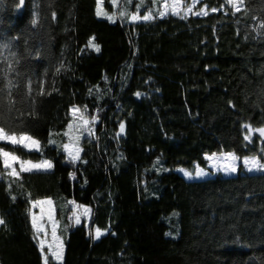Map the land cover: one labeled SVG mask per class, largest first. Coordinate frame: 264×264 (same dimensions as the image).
Listing matches in <instances>:
<instances>
[{"label": "trees", "instance_id": "trees-1", "mask_svg": "<svg viewBox=\"0 0 264 264\" xmlns=\"http://www.w3.org/2000/svg\"><path fill=\"white\" fill-rule=\"evenodd\" d=\"M161 1L117 0L113 22L96 0H0V127L42 150L0 146L53 165L13 181L0 163V264H44L30 214L40 198L65 221L68 201L91 209L49 264H264V169L178 171L220 152L264 163V137L249 142L244 127L264 128V0L129 21ZM73 107L95 122L70 162L54 144Z\"/></svg>", "mask_w": 264, "mask_h": 264}, {"label": "snow or ice", "instance_id": "snow-or-ice-1", "mask_svg": "<svg viewBox=\"0 0 264 264\" xmlns=\"http://www.w3.org/2000/svg\"><path fill=\"white\" fill-rule=\"evenodd\" d=\"M102 2L103 0H97V15H105L107 19L114 21V15H108L107 13L103 12V8H102ZM112 2L115 4L116 0H112ZM24 3V0H20V4L22 5ZM227 4L231 6L232 9H234L235 12H240L241 8L243 7V2L242 0H227ZM195 5L193 4V7ZM170 6L166 3L164 5L165 9H168ZM180 7V5L178 3H174L171 5L172 8V14H178V12L176 11V9H178ZM187 7V6H185ZM187 10L189 12H191L192 8L188 7ZM213 12L217 11V9L213 8L212 9ZM166 13L162 12L159 13L160 16L165 15ZM197 15L201 14V13H196ZM204 15H207L206 11H203ZM120 15L123 17L125 15V12H121ZM153 18V14L149 13L148 15H144L142 17V19L144 21H148L151 20ZM141 19L140 16L138 15H131V20L132 21H137ZM33 23L35 24L36 21L34 20ZM261 28H264V23H261L260 25ZM88 46L92 49H94L96 52H99V46L96 45L94 43V38L90 39L88 41ZM9 84H11V81H9ZM139 95V94H137ZM73 117H74V124L70 125L69 128L70 130L75 127L76 129H81L84 128L86 126H88L90 123H94L95 120L93 118L92 121H90L89 119H87L84 115L83 112H81L80 109L78 108H74L73 110ZM79 114V115H77ZM244 127L246 129H248V134L245 136V139L248 140L249 142H251V134L253 132H258L260 137H264V128H259V129H252V127L250 125H244ZM89 134H91V129H88ZM120 131L121 133L124 131V125L121 124L120 125ZM76 141H79V136L76 137ZM0 142H6V143H10L13 145L19 144L22 147L28 149L29 151H40L41 150V146L38 140L34 139L32 136H29L27 134H20V135H16V134H10L7 133L5 131V129L3 127H0ZM64 150L67 152L69 158H70V162H75L76 160L79 159V152L80 149L78 147H76L75 151H73L72 147L68 144L64 145ZM209 160H216V161H223L224 165H223V170L225 172H236V164L235 161L237 159H239L238 157H236L234 154H226V155H222V156H215V154H213V156H209L208 157ZM0 163H2L3 168L6 170L5 171V175H7L8 177L12 178L13 181H15L16 179H18L20 177L21 173H25V172H32L33 170H43V171H48L50 170L53 165L50 161L48 160H44L41 161L40 163H33L30 160H21L20 157H18L17 155H15L13 152L4 150L2 148H0ZM19 164V170H17V168L15 167L16 164ZM244 166L249 170L252 171L253 168H258V169H264V163H261L259 159L252 157V158H245L244 159ZM219 170V169H218ZM184 171V170H181ZM184 175L186 177H188L189 179H192V174L184 171ZM196 177H202L207 175V173H205L202 169H197L196 171ZM44 203H48L51 204L52 202L50 200L48 201H37L33 204V207L36 206V204H44ZM41 212L43 213V209H41ZM84 213L88 214L89 213V209L85 208L84 209ZM42 219V216H41ZM51 212H49V220H51ZM76 223L79 224L80 223V218L79 216L76 217ZM0 226H6V222L3 218H0ZM32 226L33 228L36 230V233L39 237V233L41 232H45V228L42 225H39L37 223V217L35 215L32 216ZM56 228L57 225L55 222L52 223V242L47 244V249L48 252L44 253V249H45V239L40 238L39 239V247L42 253H44L43 255V259H44V264H49V256H51V258L55 261H61L62 259V249L63 246L59 241V238L57 236V232H56ZM103 233L101 232L100 229L96 230V238L98 239Z\"/></svg>", "mask_w": 264, "mask_h": 264}, {"label": "rangeland", "instance_id": "rangeland-1", "mask_svg": "<svg viewBox=\"0 0 264 264\" xmlns=\"http://www.w3.org/2000/svg\"><path fill=\"white\" fill-rule=\"evenodd\" d=\"M225 1L227 3V0H225ZM109 3H110L109 5L112 7L111 8L112 10L109 9L108 7H106V5H104V0H103V2H102L103 12L107 13L108 15H114V11L113 10L116 9V7L118 5V2L116 0V3L114 4L112 2V0H109ZM166 3L170 6L168 9H165L164 8V5ZM174 3H178L180 5V7L178 9H176V11L178 12V14H172V11L173 10L171 8V5L174 4ZM193 4L195 5L194 7H193ZM185 6H187V7H185ZM228 6H230V5H228ZM97 7H98V4H97V0H96V7H95V14L96 15H97ZM188 7H191L192 8L191 12H189L187 10ZM203 11H206V9L204 8V6L201 5V0H162L158 6L155 5V6L151 7L149 10L145 11V13H143V14L131 13L129 15V21H132L131 20V15H138V16L141 17V19H139L137 21H144L142 19V17L144 15H148L149 13H152L153 14V17L154 16L162 17V16L159 15V13H162V12L166 13L163 16H166V15H176V16H184V17H187V16H190V15L196 16L197 15L196 13H201L199 15H203ZM98 17L107 19L106 16L103 15V14L102 15H99ZM107 20H109V19H107ZM74 108L75 107H73V108L70 109V121L66 125V127H65V129L63 131V134H62V136H63V144L61 146L58 143L54 144L57 148H62L64 154L66 155V157L68 159H70V158H69L67 152L64 150V147L63 146L66 145V144H68V145H70L72 147L73 151H75L76 147H78L80 149V151H81V149H82L81 148V144H80L81 137L90 135L89 134V131H88L89 128L91 129V134H92V125H93V123H90L88 126H86L84 128H81V129H76L75 127H73L70 130L69 126L74 124V117H73V111H72ZM81 112H83V111H81ZM77 115H79V114H77ZM84 115H85V113H84ZM85 117L87 119H89L90 121L93 120V118H88L86 115H85ZM16 135H20V134H16ZM77 136H79V141L78 142L76 141V137ZM34 139H36V138H34ZM0 143H6V142H0ZM40 146H41V143H40ZM0 148L6 150L2 146H0ZM41 150H42V146H41ZM41 150L38 151V152H41ZM79 154H80V152H79ZM213 154H215V156L219 157V156H222V155L234 154V153L233 152H220V153L206 154L205 155V158L207 159V167L205 169L204 168H200V167L194 165L193 167H191L190 170H187V169L186 170L185 169H178V171H180L186 179H189V178L184 175V171H187V172L191 173L192 174V177H193L192 179H202V178H205V177L214 175V174H221V175H225V176L236 174L239 166L241 167V171H246V172H256V171L261 170V169H258V168H253L252 171H249L244 166V159L245 158H252L254 156L238 157V156H236L234 154L236 157L239 158V159H237L235 161L236 169L237 170H236V172H230V171L229 172H225L223 170L224 162L222 160L221 161H216V160H209L208 159V157L209 156H213ZM21 160H30L33 163H40L41 161L48 160V159L41 158V159H38V160H32V159H21ZM15 167L17 168V170H19V164L18 163L15 165ZM198 168L199 169H202L205 173H207V175L202 176V177H196L195 174H196V171H197ZM181 170H184V171H181ZM192 179H189V180H192ZM48 200L51 201L50 198H40L37 201H48ZM37 201H35V202H37ZM35 202H33L31 204V209H30L31 222H32V216L35 215L37 217V223L39 225H42L45 228V232L39 233V237H38V235L36 233V230H35V235H36V239H37L38 244H39V239L40 238L45 239V249H44V253H47L48 252L47 244L50 243V242H52L51 232H52V223L53 222H55L56 225H57V228H56L57 236L59 238L60 243L63 246L64 231L68 228L69 224L76 225L77 224L76 223V217L77 216H79L80 222L84 221L85 224H88V222H89V220L91 218V209H90V207H88L87 205H84V204H80V203H75V202H72V201H68V206H69L70 210H69V212L67 214L68 220L65 221L64 219H62V215L56 216V212L54 210L53 203H51V204H48V203L36 204V206L33 207V204ZM85 208L89 209V213L88 214H85L84 213V209ZM41 209H43V213L41 212ZM49 212H51V217H52L51 220H49ZM41 216H42V219H41ZM96 230L97 229H95L93 231V235H95V237H96ZM44 253L41 252L43 263H44V259H43ZM62 257H63V249H62ZM49 260H53L51 258V256H49ZM53 261H55V260H53ZM55 262H57V261H55ZM58 262H61V261H58Z\"/></svg>", "mask_w": 264, "mask_h": 264}]
</instances>
